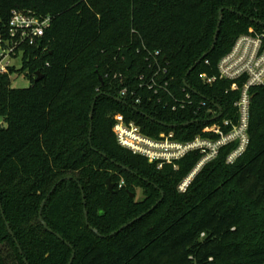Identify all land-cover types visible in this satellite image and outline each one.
Segmentation results:
<instances>
[{"label":"trees","instance_id":"1","mask_svg":"<svg viewBox=\"0 0 264 264\" xmlns=\"http://www.w3.org/2000/svg\"><path fill=\"white\" fill-rule=\"evenodd\" d=\"M12 10L49 16L50 25L39 46L26 49L21 67L0 75V264H68L72 251L71 264H264V85L251 89L243 154L227 164L233 146L221 148L183 193L177 184L197 152L176 168H158L121 147L113 132L116 114L144 134L173 130L181 141L207 123L204 110L172 111L139 87L156 50L176 96L200 60L186 77L192 96L235 119L239 90L228 80L207 85L200 74L217 75L219 59L240 34L264 32V0H0L3 36ZM37 72L42 78L35 81ZM15 73L30 85L12 87ZM123 87L134 94L121 96ZM135 187L143 199L130 196ZM46 198L42 218L51 231L39 221Z\"/></svg>","mask_w":264,"mask_h":264},{"label":"built area","instance_id":"2","mask_svg":"<svg viewBox=\"0 0 264 264\" xmlns=\"http://www.w3.org/2000/svg\"><path fill=\"white\" fill-rule=\"evenodd\" d=\"M50 25V17H39L30 11L12 10L8 20L7 32L0 34V75L9 73L15 67L12 60L20 59L27 48L38 47L45 30ZM159 51L149 53V75H140L141 88L153 92L157 103L172 111L186 110L195 106L194 114L202 109L207 122L192 139L181 141L175 139V132H160L157 137L144 134L140 126L130 121L126 123L121 114L114 115L113 132L117 143L133 154L155 163L158 168L169 164L177 167V161L190 152H197L199 159L188 176L179 184L184 189L187 182L206 163L214 160L221 148L232 145L226 155L227 164H232L243 154L249 144V120L251 105V89L264 85V32H256L252 28L247 33L240 34L217 63V75L200 74V79L207 85H212L218 79L231 81L230 90H239V97L234 102L235 119L221 114L217 106L206 101H196L191 92H197L183 86L182 95L176 96L171 90V77L167 68L159 60ZM207 63V60H205ZM129 92L127 87L120 91L121 96ZM140 98L135 102L139 103ZM172 101V102H170ZM3 123H0L2 126ZM122 181L119 186H121Z\"/></svg>","mask_w":264,"mask_h":264},{"label":"water","instance_id":"3","mask_svg":"<svg viewBox=\"0 0 264 264\" xmlns=\"http://www.w3.org/2000/svg\"><path fill=\"white\" fill-rule=\"evenodd\" d=\"M221 20H222V9L219 10V16H218V21H217V27H216V30H215V33H214L213 44H212V46H211V49L214 47V44H215V41H216V38H217V35H218V31H219V26H220ZM122 55L124 56V63H125L126 68H130V66H131V64H132V57H131V55L128 53V50H127V49L122 50ZM199 61H200V60H198L194 65H192V66L189 68V70L186 72V74H185V77H184V79H183V84H184V86L187 87V88H189V85L186 83V77H187L188 74L194 69V67L196 66V64H198ZM36 75H37V76H36L35 79H34L35 81H38V80H40V79L42 78V75H40L38 72L36 73ZM99 80L102 81V78H101L100 76H99ZM93 107H94V102L92 103L91 110H90V114H89L90 119H92V115H93ZM217 108H218V110L220 111V113H219V115H220V114H221V109H220V107H217ZM91 131H92V128H91V123H90L89 135L91 134ZM89 140H90V137H89ZM106 183H107V189H108V191H111V192L114 191V190H113V188H114V184H113L112 182H110L109 179H106ZM79 187H80L81 192H82V198L84 199V194H83L82 188H81V186H79ZM54 188H55V186L51 189L50 193L54 190ZM50 193L47 195V198L49 197ZM130 196H131V197H134V193H131ZM47 198L44 199L43 202L41 203V206H40V209H39V221H40V223L42 224V226H43L45 229H47L48 231H51V229L48 228L46 222H45V221L43 220V218H42V210H43V207H44V205H45V203H46ZM162 199H163V192L161 191V197H160V199H159V200H158V201H157V202L151 207V209H149V211L152 210V209H153V208H154V207H155V206H156V205H157ZM0 209H1V203H0ZM84 213H85V219H86V222H87V224H88V221H87V213H86V211H84ZM1 215H2L3 219L5 220V217H4V214H3L2 209H1ZM134 220H136V219H133V220L129 221L128 223L122 225L119 229H117L116 231L112 232L111 235H113V234H115V233L121 231L122 229H124L125 227H127L128 225H130ZM5 225H6L7 229H8V231H9V233H10L11 235H13V234H12V231H11V229H10V227H9L8 222L5 221ZM90 229H91L94 233H96L98 236H102L101 234L98 233V231H97L95 228H93V227L90 226ZM57 237L60 238V239H62V237H61L60 235H58V234H57ZM15 241H16V240H15ZM65 243H66L68 246H70L68 242L65 241ZM17 247H19L18 244H17ZM70 247H71V246H70ZM19 251L21 252V250H19ZM73 258H74V251H72V255H71V257H70V260H69L68 264H71V263H72ZM23 261L25 262V264H28L26 258H23Z\"/></svg>","mask_w":264,"mask_h":264},{"label":"rangeland","instance_id":"4","mask_svg":"<svg viewBox=\"0 0 264 264\" xmlns=\"http://www.w3.org/2000/svg\"><path fill=\"white\" fill-rule=\"evenodd\" d=\"M13 63H15V67L16 68H19L21 67V64H20V59H15V60H12ZM30 85V81L29 79L25 76V74H12L11 75V86L12 87H27ZM0 123H4L2 117H0ZM203 167V166H202ZM202 168H200L196 174L201 170ZM189 174V173H188ZM187 174V176H188ZM196 174L187 182V184L184 186V189H180L179 188V184L187 177L185 176L178 184H177V190L178 192L180 193H183L185 192V190L187 189L188 185L192 182V180L194 179V177L196 176ZM134 198L135 200H141L143 199L144 195H143V191L141 188L139 187H135L134 189Z\"/></svg>","mask_w":264,"mask_h":264}]
</instances>
